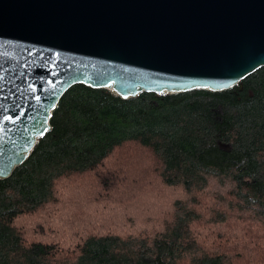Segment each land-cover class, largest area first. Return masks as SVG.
I'll list each match as a JSON object with an SVG mask.
<instances>
[{"label": "trees", "instance_id": "1", "mask_svg": "<svg viewBox=\"0 0 264 264\" xmlns=\"http://www.w3.org/2000/svg\"><path fill=\"white\" fill-rule=\"evenodd\" d=\"M51 126L0 180V264H264V68L223 92L124 100L75 85ZM113 165L155 168L171 221L128 231L74 212L79 193L110 204Z\"/></svg>", "mask_w": 264, "mask_h": 264}, {"label": "water", "instance_id": "2", "mask_svg": "<svg viewBox=\"0 0 264 264\" xmlns=\"http://www.w3.org/2000/svg\"><path fill=\"white\" fill-rule=\"evenodd\" d=\"M264 68V0H0V180L75 85L223 92Z\"/></svg>", "mask_w": 264, "mask_h": 264}, {"label": "rangeland", "instance_id": "3", "mask_svg": "<svg viewBox=\"0 0 264 264\" xmlns=\"http://www.w3.org/2000/svg\"><path fill=\"white\" fill-rule=\"evenodd\" d=\"M110 171V180L114 179L124 182L116 191L113 186V194L110 201L101 200L104 209H98L95 204L89 203V199L79 193L80 199L73 208L82 218L87 214L86 204L89 205L91 212L104 214V223H110V228L118 230H135L143 228L141 231H151L162 223H169L174 212V202L177 201L176 194L167 193V189L156 180V169L149 168L148 171L154 176L151 179L150 174L141 166L130 169L127 178L121 169L128 165H113ZM100 229V228H99ZM233 238L237 241L239 235L232 232ZM259 240L264 242V233H258ZM250 235L246 239H250ZM238 242V241H237Z\"/></svg>", "mask_w": 264, "mask_h": 264}]
</instances>
